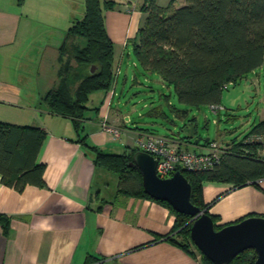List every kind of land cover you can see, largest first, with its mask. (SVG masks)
Masks as SVG:
<instances>
[{"label":"crops","instance_id":"0c3cea01","mask_svg":"<svg viewBox=\"0 0 264 264\" xmlns=\"http://www.w3.org/2000/svg\"><path fill=\"white\" fill-rule=\"evenodd\" d=\"M78 1L0 0V122L45 131L37 157V163L45 166L44 185H27L19 192L5 186L0 176V264H87L88 258H93L88 264H201L167 240L173 234L175 215L152 198L120 193L118 176L96 166L93 155L78 141L83 137L106 153L122 154L136 148L138 132H151L124 115L118 103L113 107L120 74H115L109 91L91 94L98 96L87 106L79 136L71 119L49 112L43 104V96L57 81L58 52L67 29L83 17ZM105 1L116 6L104 15L114 44L115 70L119 49L136 36L147 17L143 6L149 0ZM171 1L155 3L165 7ZM182 4L183 0L174 1L177 7ZM247 76L260 88L264 62L242 79ZM133 81L138 82L135 76ZM254 110L239 140L217 141L223 148L244 143L264 119V94L263 98L259 94ZM177 113L184 119L183 113ZM103 121L120 128V137L113 139L103 131ZM168 137L174 146L196 153L207 147L202 141L194 143L202 137L194 127ZM257 154L263 159L264 147ZM202 191L216 226L264 213V178L242 187L204 181Z\"/></svg>","mask_w":264,"mask_h":264},{"label":"trees","instance_id":"16d2710c","mask_svg":"<svg viewBox=\"0 0 264 264\" xmlns=\"http://www.w3.org/2000/svg\"><path fill=\"white\" fill-rule=\"evenodd\" d=\"M174 1L161 7L149 0L143 6L147 17L129 40L136 59L145 72L173 85L181 103L192 108L219 105L224 85L235 83L264 62V0H183L179 7ZM114 6L110 1L84 0L83 17L69 26L58 52V82L42 98L49 112L71 119L78 136L87 120L89 96L109 91L115 77L114 44L108 37L103 14V9ZM178 112L185 115L187 110ZM254 135H264V119L252 128L244 143L226 148L222 161L213 169L181 171L191 185L192 204L208 213L209 204L203 199L204 181L242 187L249 182L256 185L264 178V158L257 154L263 146L250 138ZM44 139L45 131L38 127L0 122V176L5 186L20 192L27 185H44L45 166L37 163ZM78 141L93 155L96 166L118 176L120 193L151 198L143 190L139 170L130 166L137 148L114 154L88 145L83 137ZM158 202L175 215L173 234L167 240L194 256L189 249V244L194 245L190 239L192 217L175 212L166 202ZM260 217L264 218V213ZM212 219L215 222L216 218ZM219 228L216 226V230ZM176 237H182L183 242ZM255 258V252L249 249L227 264H253ZM92 261L88 258L86 263ZM200 261L216 264L201 253Z\"/></svg>","mask_w":264,"mask_h":264},{"label":"rangeland","instance_id":"374dc122","mask_svg":"<svg viewBox=\"0 0 264 264\" xmlns=\"http://www.w3.org/2000/svg\"><path fill=\"white\" fill-rule=\"evenodd\" d=\"M78 7L79 11H84L82 0L78 1ZM115 7L103 9V14L114 10ZM120 9L124 11L122 7ZM118 56L120 60L115 74L116 77L120 75L117 79L113 107L118 103L117 107L124 115H128V118L156 135L169 136L177 134L181 129L194 127L200 136L212 141L221 143L233 137L239 140L249 127V118L255 116L254 108L259 94L263 98L264 84L256 88L247 76L235 83H229L222 91L218 111H213L206 105L192 108L178 100L173 85L161 82L156 74L147 75L144 72L136 59L131 42L119 49ZM134 76L138 82L133 81ZM56 80L55 84L58 82V75ZM97 96L98 93L91 95L87 106H90ZM180 110H187L184 119L178 116L177 112ZM176 239L183 242L182 237ZM189 249L200 260V253L195 246L189 244Z\"/></svg>","mask_w":264,"mask_h":264},{"label":"water","instance_id":"95a60500","mask_svg":"<svg viewBox=\"0 0 264 264\" xmlns=\"http://www.w3.org/2000/svg\"><path fill=\"white\" fill-rule=\"evenodd\" d=\"M94 71V66L90 72ZM207 143L209 138H198ZM155 158L143 151L133 154L130 166L136 167L142 179L144 192L156 201L168 203L179 213L192 217L190 239L197 250L216 264H227L245 250H253V264H264V218L251 216L216 230L212 216L191 203L192 188L183 172L176 171L170 178L161 179L156 174Z\"/></svg>","mask_w":264,"mask_h":264},{"label":"built area","instance_id":"2783aa9c","mask_svg":"<svg viewBox=\"0 0 264 264\" xmlns=\"http://www.w3.org/2000/svg\"><path fill=\"white\" fill-rule=\"evenodd\" d=\"M224 85L223 88H227ZM213 111H218V105L209 106ZM127 121L129 122L128 118ZM103 131L109 133L113 139L121 135V129L112 127L103 121L101 123ZM253 140L262 142L264 147V135H254L250 137ZM135 146L138 150L152 155L156 164V174L161 179L170 178L176 171L185 172H205L213 169L222 161L226 153L216 140L211 141L203 151L196 153L191 150L178 148L174 146L173 141L168 136L156 135L152 132H138L134 139Z\"/></svg>","mask_w":264,"mask_h":264}]
</instances>
